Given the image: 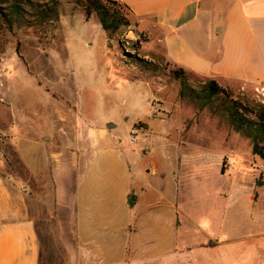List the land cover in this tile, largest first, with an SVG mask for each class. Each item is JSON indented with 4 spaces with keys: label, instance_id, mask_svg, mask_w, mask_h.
I'll list each match as a JSON object with an SVG mask.
<instances>
[{
    "label": "rangeland",
    "instance_id": "1",
    "mask_svg": "<svg viewBox=\"0 0 264 264\" xmlns=\"http://www.w3.org/2000/svg\"><path fill=\"white\" fill-rule=\"evenodd\" d=\"M22 1L32 6L0 0V177L17 191L27 189V170L13 146L36 155L31 143L50 135L57 107L84 122L112 124V143L138 172L152 164L161 168L166 152L172 153L190 219L183 231L196 223L211 236L204 243L188 233L176 238L177 247L207 251H192L187 263L264 264V156L254 154L252 140L235 132L215 106L189 96L202 95L209 80L175 76L178 69L149 48V36L124 8L129 26L108 40L96 15L86 19L77 4L82 0ZM226 90L248 108L264 106V86ZM152 117L158 130L140 122ZM134 129L143 146L137 137L131 142ZM153 141L157 145L146 154ZM41 232L42 264H67L52 218Z\"/></svg>",
    "mask_w": 264,
    "mask_h": 264
},
{
    "label": "crops",
    "instance_id": "2",
    "mask_svg": "<svg viewBox=\"0 0 264 264\" xmlns=\"http://www.w3.org/2000/svg\"><path fill=\"white\" fill-rule=\"evenodd\" d=\"M113 1L129 9L149 48L179 71L224 89L264 86V0ZM53 115L59 119L50 135L31 143L36 155L12 145L27 170V189L0 177V264H42L41 228L49 218L67 264H190L192 251L207 254L176 245L183 234L201 236L196 243L211 236L196 223L183 231L190 220L184 177L177 186L171 152L161 168L138 172L112 143L114 125L84 122L59 107ZM151 120L140 122L158 130ZM133 134L140 143L139 130Z\"/></svg>",
    "mask_w": 264,
    "mask_h": 264
},
{
    "label": "trees",
    "instance_id": "3",
    "mask_svg": "<svg viewBox=\"0 0 264 264\" xmlns=\"http://www.w3.org/2000/svg\"><path fill=\"white\" fill-rule=\"evenodd\" d=\"M13 3H17V7L18 4L32 6L30 2L22 0H14ZM77 4L83 8L86 19H89L92 15L97 16L108 40H111L112 37L119 36V31L122 27L129 26L127 19L121 14V9L123 8L130 14L129 9L116 1L82 0L77 2ZM11 6L12 4L10 8ZM10 8L8 9V15L10 13ZM8 15L7 17L3 16L6 23H8ZM139 35L140 38H144L145 36L143 33ZM133 50L136 51V47ZM174 75L182 76L183 72L178 70V72H174ZM193 93L194 92L191 91L190 95L187 92H182L181 94L185 96L188 94L194 100H201L205 106H215V110L221 112L222 116L226 118L235 132L252 140L254 154L261 157L264 156V106H260L256 109L248 108L232 100L229 92L219 87L214 81H209L206 84L202 95L196 96L193 95ZM130 206H132L131 201Z\"/></svg>",
    "mask_w": 264,
    "mask_h": 264
},
{
    "label": "built area",
    "instance_id": "4",
    "mask_svg": "<svg viewBox=\"0 0 264 264\" xmlns=\"http://www.w3.org/2000/svg\"><path fill=\"white\" fill-rule=\"evenodd\" d=\"M131 142L135 143L136 142V135H133L131 138Z\"/></svg>",
    "mask_w": 264,
    "mask_h": 264
},
{
    "label": "water",
    "instance_id": "5",
    "mask_svg": "<svg viewBox=\"0 0 264 264\" xmlns=\"http://www.w3.org/2000/svg\"><path fill=\"white\" fill-rule=\"evenodd\" d=\"M108 127L111 128V127H113V125L112 124H109Z\"/></svg>",
    "mask_w": 264,
    "mask_h": 264
}]
</instances>
